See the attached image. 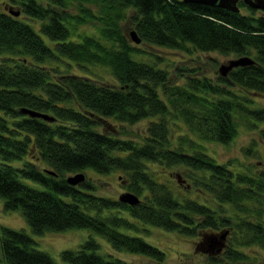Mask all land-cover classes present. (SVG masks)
Here are the masks:
<instances>
[{
    "label": "trees",
    "instance_id": "16d2710c",
    "mask_svg": "<svg viewBox=\"0 0 264 264\" xmlns=\"http://www.w3.org/2000/svg\"><path fill=\"white\" fill-rule=\"evenodd\" d=\"M2 2L0 198L6 212L19 211L37 235L90 228L112 249L155 264H163L165 253L139 234L147 225L194 236L200 251L209 247L210 236L229 230L223 254H206L207 264H241L247 254L240 247L264 248V170L219 163L197 141L225 145L246 124L257 128L264 143V105L248 96L264 98V10L242 0L238 13L182 0ZM13 8L38 22L52 48L10 13ZM126 19L150 47L247 56L253 62L211 81L195 68L176 67L172 85L168 67L157 66L159 57L138 60L144 49L121 32L120 21ZM87 23H95L97 33L72 39L75 28ZM74 65L82 72H73ZM95 67L107 71L108 79L94 73ZM24 109L53 118L44 121ZM109 118L122 125L147 119L143 142L99 130V122ZM177 127L179 133L171 136ZM152 163L186 169L188 190L174 188V194L169 180L155 179ZM86 168L124 174L127 191L139 201L131 206L99 196L86 176L78 185L66 183ZM34 244L23 229L0 227L3 264H60ZM99 249L89 237L76 250H63L61 264H133Z\"/></svg>",
    "mask_w": 264,
    "mask_h": 264
},
{
    "label": "rangeland",
    "instance_id": "374dc122",
    "mask_svg": "<svg viewBox=\"0 0 264 264\" xmlns=\"http://www.w3.org/2000/svg\"><path fill=\"white\" fill-rule=\"evenodd\" d=\"M0 0V9H4V2ZM16 8H13L15 11ZM128 15L131 13L130 10H127ZM127 15V16H128ZM16 18H21L24 21L28 22L38 33L39 37H42L43 40L48 44L49 47L52 48V44L54 42L50 41L48 37H46L42 32L38 30V22L29 20L27 17L21 15L16 16ZM128 19L124 21H120L121 32L126 36L131 44L139 49H144L138 58L140 61H144V63L156 61L155 57H159L161 61L158 63V67H162L161 65L164 63L171 73V83L174 85L178 79L175 76L176 67L182 68H195L198 72V75H204L208 77V79L215 80L217 76H220L218 69L222 64H227L231 59L236 58L234 55H224L218 54V52H210L208 53H197L193 51L189 55L186 52L178 51L176 52L173 49H165V48H155L145 45L142 42L133 43L131 38L130 31H133L131 24L127 22ZM97 25L95 23H87L83 24V26L79 25L75 28L72 39H79L83 37L84 34L95 35L97 33ZM150 53V54H148ZM155 56V57H154ZM53 66V65H52ZM93 72L99 73L104 76V78L108 79L107 71H105L101 67H95ZM72 71L76 73H81V68L74 65ZM221 77V76H220ZM251 99L256 101L257 105H264V98L261 96H257L256 94H248ZM149 123L147 119L140 121V123L136 124H116L114 119H103L99 122L98 129L105 131L107 134H111L117 139H132L138 141V143L143 142V135L146 124ZM180 129L177 127L171 136L176 137L175 135L179 133ZM182 133L186 132L185 128H182ZM191 138H196L195 136ZM261 138L259 136V132H257V128L253 129L252 127L243 125L240 126L237 131V135L235 138L225 145L219 143H213L211 141L198 140L201 145L200 150L205 152L207 155L212 156L214 160L219 163H226L228 160L231 161L232 165L236 166L238 163L244 164V167L247 165L251 167L253 171L264 170V143L261 144ZM251 147L252 152H249L250 156L245 153L247 149ZM151 172H154L157 176L155 179L163 182L165 179L171 182V189L175 194V190H188L187 187H184L187 181V178L184 176L187 173V170L178 169L177 167H160L158 164H149L148 166ZM85 174L87 179H90L96 186V192L99 196H106L110 199H118L122 194L129 192L127 191V180L124 178V174L119 173V171L111 172L110 174H98V172L94 171L92 168L83 169L81 171ZM185 180V181H183ZM35 184L31 183V181H25V184ZM35 186H37L35 184ZM39 186V185H38ZM191 194V193H190ZM192 194L190 197H193ZM199 202H202V199L196 197ZM3 200L0 198V227L12 228V229H23L28 237H31L35 244V247L39 252L43 251L48 254L50 258H52L55 262L61 264V259L59 254L63 250L69 249L70 251L76 250L85 240L89 237L95 238L100 244V249L98 251L99 254L104 255L105 252L112 254V256H116L121 258L125 263L132 262L133 264H155L153 261L148 258H144L139 254L134 255L133 253L123 252L122 250H114L107 243L106 238L101 237V235L94 233L90 228H72L66 229L61 232L51 231L44 232L40 235L32 233L30 228L27 227V224L24 218L20 215V212L16 211H8L6 212L2 207ZM126 215V214H125ZM142 227V226H141ZM145 229L144 231H140V235L143 236L145 242H149L153 244L155 247L160 248L162 252L165 253V260H163V264H207L205 258L207 257L206 253L200 250H195L197 248L196 243L198 239L194 236H184V234L175 233L174 231H163V229L152 226L142 227ZM126 232L127 231H122ZM131 232V231H129ZM204 247H206L204 245ZM207 248V247H206ZM205 248V249H206ZM243 252L247 254V259L242 261L241 264H264V248L258 247V245L251 244V246H242L240 247ZM223 252L220 253L222 255ZM217 255V256H220ZM1 257V250H0ZM0 264H3L2 260H0Z\"/></svg>",
    "mask_w": 264,
    "mask_h": 264
},
{
    "label": "water",
    "instance_id": "95a60500",
    "mask_svg": "<svg viewBox=\"0 0 264 264\" xmlns=\"http://www.w3.org/2000/svg\"><path fill=\"white\" fill-rule=\"evenodd\" d=\"M184 1V3H200V4H205V6L211 5V6H215L216 8L220 7V8H224L227 9V11H236L237 13L239 12V7H237L238 3L240 0H182ZM244 5H246L247 7H252L255 9L260 10H264V0H242ZM11 14H13V16H18L20 14V11H13V10H9ZM131 33V38L133 40V43H139L141 41V39L137 36V34H135L133 31H130ZM253 60L249 59V57L247 56H242L241 58L236 57L231 59V61H228L227 64H222L221 67L218 69L220 76H226L228 71L234 67L237 66H241L242 65H246V64H252ZM21 112L23 113H27L29 115H31L32 117H40L42 118V120H48L51 121V119L53 117L49 116L47 113L43 114L42 112L39 111H31L29 109H24L21 110ZM48 173H52V172H48ZM85 179V175L82 172H79L78 174L75 173L73 175H69L66 178V183L71 184V185H78L80 184V181ZM118 200L120 202H126L128 204H131V206H133V204H136L139 200H138V196H136L135 194H130V192H126L124 194H122V196H119ZM229 234V230H222L218 235H213L210 236L209 239V247L207 249H205L206 254H212V255H220V253L222 252V248L225 247L226 245V236H228Z\"/></svg>",
    "mask_w": 264,
    "mask_h": 264
}]
</instances>
